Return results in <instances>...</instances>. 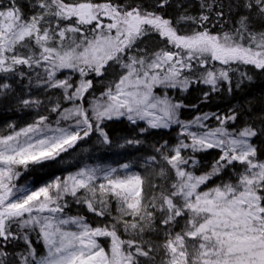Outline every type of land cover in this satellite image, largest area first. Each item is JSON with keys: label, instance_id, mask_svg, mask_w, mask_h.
<instances>
[{"label": "snow or ice", "instance_id": "1", "mask_svg": "<svg viewBox=\"0 0 264 264\" xmlns=\"http://www.w3.org/2000/svg\"><path fill=\"white\" fill-rule=\"evenodd\" d=\"M169 6L32 0L26 11L19 0L0 4V96L15 94V84L19 106L37 110L31 122L0 130V264H264V150L254 143L264 134V116L260 126H235L243 113L233 107L182 120L188 106L156 91L202 83L217 92L227 83L231 93L239 65L264 72V0H236L227 12L222 0H199L198 15L185 9L175 18ZM149 35L162 46L138 47ZM117 66L118 78L96 95L95 79L103 82ZM33 88L59 93L54 101L48 96L47 114ZM121 118L144 122L140 133L172 125L180 131L175 143L152 145L143 171H133V162H85L35 185L31 173L93 135L111 147L106 122ZM143 143L133 137L117 147ZM210 151L216 155L202 162L199 154ZM225 173L227 180L208 186ZM70 201L108 222L93 226L84 215H69Z\"/></svg>", "mask_w": 264, "mask_h": 264}, {"label": "rangeland", "instance_id": "2", "mask_svg": "<svg viewBox=\"0 0 264 264\" xmlns=\"http://www.w3.org/2000/svg\"><path fill=\"white\" fill-rule=\"evenodd\" d=\"M21 4L25 6V9L29 8V6L32 3V0H19ZM8 0H0V4L7 5ZM27 14H31L30 12H27ZM181 27L189 29L188 24H182ZM162 45L160 44L159 37L156 35H149L145 37L139 44L138 47H147L148 50L153 51ZM217 67L219 65L217 64ZM119 72V68L113 67L108 70V73L103 77V82L100 79H95V86L93 91L96 95H99L100 92L104 90V87L106 86L107 82L109 80H112L114 78H118V76L115 75V73ZM62 78V77H61ZM76 79H79L77 76ZM27 81H25V84ZM225 84L226 87V93L225 97L227 100H229V104L226 107L218 108L213 111H207V112H220V113H226L229 108L235 107L238 111L241 109V103L236 102L232 98V92L229 93L227 83ZM222 86V85H221ZM15 89V94H8L7 96H0V111H6L10 115L8 118L0 121V130L6 129V126L9 124H15L17 127L23 126L25 123L31 122L37 113L36 109H22L17 100V96L20 95V88L17 87L15 84L13 85ZM190 86L186 91H181L179 88L177 89H163L158 88L156 91L159 94H163L165 91H167L168 95L171 96L174 100V102H184V98L187 95V93L190 90ZM196 90L198 89L199 92L203 95L205 92H209L210 94H214L215 92H211L210 86L204 85V84H198ZM28 90L25 89L24 95L27 96ZM31 95L34 97H38L43 101V104L41 105V108L39 109L40 114H47V108L50 107L48 96H51L53 98V101L55 100L56 96L59 95L57 92H52L45 94L42 90H37L33 88L31 90ZM88 99H91V95H89ZM87 104V101L85 102ZM262 105V104H261ZM65 107L69 106L68 104L64 105ZM262 108L257 113H253L250 115H242L241 120H238L237 122L242 123L243 120H251V118H254L255 123L257 126H260V117L264 116V102L261 106ZM242 112V111H241ZM195 114L192 113H184L181 114L180 110V119L182 120H190L192 119ZM56 116L55 114H52L50 116L51 120H55ZM125 119V118H121ZM126 120V119H125ZM127 121V120H126ZM128 122V121H127ZM107 123V122H106ZM129 123V122H128ZM211 123L214 125L215 121L212 120ZM130 125V130L126 134H120L116 135L113 138V144L111 147L103 146L98 143L96 135L91 136L89 139H87L84 142H81L78 147L74 151H70L68 154L63 155L60 160H57L56 163V169L57 171L52 174L50 177L45 179L42 182H36L33 178L32 180L35 181V185L39 186L40 184L46 182L47 180L53 178L55 175H66L70 171H75L76 168L82 166L83 163L87 162L89 164L96 163V162H102V163H113L119 162V163H126V162H133V171H143L140 167L142 163V158L147 157L152 154V145L159 143H163L164 141H169V143H175L177 134L179 133L180 129L176 125H172L169 129H150L148 132L140 133V128L145 127L146 125L144 122H138V125ZM168 132L170 135L167 137L160 135H150V132ZM138 138L142 141H144L143 144L137 145L134 147H125V148H119L117 147L118 144L123 143L125 139H131V138ZM254 143H257L262 150H264V134L257 137L254 141ZM212 152V151H211ZM212 155L208 157H204V160L202 162L208 163L211 161V159L216 155L214 152L211 153ZM264 158V156H262ZM63 161V162H61ZM199 174V173H198ZM221 179L227 180L228 179V173H225L220 178H214L211 183H209V187H211L215 183H219ZM159 182V181H157ZM23 183V181H21ZM113 208V214L115 213V204L112 205ZM67 213L69 215H84L86 216L87 220L93 225L97 226L100 224L107 223L108 221L106 219H102L99 217L94 216L91 213L87 212L86 208H83L81 206L76 205L74 202L69 203V208L67 209ZM183 223V221H181ZM179 230V229H177ZM122 238L128 239V236H125L123 232H121ZM33 241L35 242V246L38 248L39 251L43 252V246L39 242H36V237L33 234L32 236ZM101 243L107 247L108 241L102 239ZM159 260V257L157 258Z\"/></svg>", "mask_w": 264, "mask_h": 264}, {"label": "trees", "instance_id": "3", "mask_svg": "<svg viewBox=\"0 0 264 264\" xmlns=\"http://www.w3.org/2000/svg\"><path fill=\"white\" fill-rule=\"evenodd\" d=\"M96 2H102V0H96ZM149 3L152 0H148ZM225 5V11L227 12V6L229 3H235L236 0H222ZM177 4H183L184 8H177ZM185 9L188 10L190 15H198L199 14V0H170V6L168 7V14L172 17H177L180 12H183ZM235 12V9H233ZM228 20L227 24H224L223 21L212 24L210 22V27L213 30H217L221 27V24H224V27L231 26V20L226 16ZM213 20L215 17L213 16ZM233 68H237L236 65L232 66ZM246 73L247 76H250L251 79L244 78L241 80L240 73ZM240 83V87L237 88L236 84ZM196 83L190 85V90L184 98V104L188 107L181 109V114L184 113H192L199 114L207 111H213L218 108L226 107L229 104V100L225 97L226 87L225 84H222L221 90L215 92L214 94H210L208 100L205 102L203 100V95L201 92L196 90ZM228 86V85H227ZM232 98L236 102L241 103V109L243 115H252L253 113L259 112L262 108L264 102V72H260L259 70L254 69L251 66L239 65L237 70L232 73ZM262 104V105H261ZM191 105H197L196 109H193ZM251 109L249 112L248 109ZM257 111V112H256ZM9 113L4 111H0V121L9 117ZM247 115V116H248ZM252 121L255 122L254 118H251ZM242 123L236 122L235 126H240ZM256 124V123H255ZM257 126V125H256ZM130 125L125 119L113 120L106 123L105 130L109 133V135L114 138L116 135L126 134L130 130ZM163 135L167 137L170 135L168 132H150V135ZM214 154V152L209 153H201L199 154V158L204 160V157H208ZM56 163L47 165L44 169L39 171H35L31 173V179L33 178L36 182H42L52 174L57 171ZM25 179H28L26 177Z\"/></svg>", "mask_w": 264, "mask_h": 264}]
</instances>
